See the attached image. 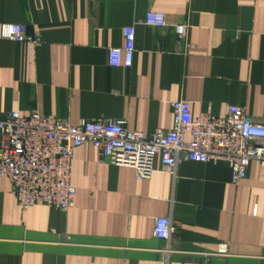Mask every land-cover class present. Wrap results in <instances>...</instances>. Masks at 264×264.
<instances>
[{"label":"crops","instance_id":"0c3cea01","mask_svg":"<svg viewBox=\"0 0 264 264\" xmlns=\"http://www.w3.org/2000/svg\"><path fill=\"white\" fill-rule=\"evenodd\" d=\"M149 11L169 26L146 24ZM39 36L0 37V119L38 111L78 124L122 119L150 135L173 124L172 103L222 117L239 105L264 123V0H0V26ZM135 25L133 62H116L123 28ZM178 26H184L180 37ZM192 45V47L190 46ZM2 137L0 134V147ZM137 178L87 142L74 157L75 207L24 210L0 175V264H264V167L239 184L225 161L180 162ZM178 226L156 238L154 218ZM228 244L226 254H215Z\"/></svg>","mask_w":264,"mask_h":264},{"label":"built area","instance_id":"2783aa9c","mask_svg":"<svg viewBox=\"0 0 264 264\" xmlns=\"http://www.w3.org/2000/svg\"><path fill=\"white\" fill-rule=\"evenodd\" d=\"M146 24L170 25L166 14L156 11L148 12ZM178 33L185 36L184 26H178ZM123 34V48H113L111 54L116 62L123 51L124 64L130 66L135 53V25L124 27ZM0 37L33 46L41 41L39 36L28 34L25 25L17 23L2 24ZM172 108L171 128H157L150 135L131 130L126 120L116 118H92L74 124L38 111L9 112L0 119V175L11 181L24 210L46 203L68 211L76 204L77 189L71 180L75 152L87 142L99 150L104 162L130 167L140 179L150 178L157 170V157L165 172H173L185 160L225 161L230 166L233 184L247 177L253 160L264 167V123L250 116L245 107L229 105L222 117L211 111L195 116L192 102L186 99L173 102ZM177 228L171 217L154 218L156 238L170 239ZM227 251L228 244L223 243L215 254ZM161 264H165L164 260Z\"/></svg>","mask_w":264,"mask_h":264}]
</instances>
